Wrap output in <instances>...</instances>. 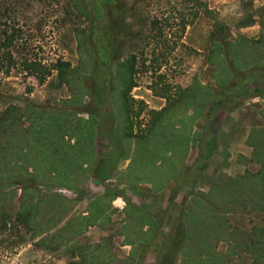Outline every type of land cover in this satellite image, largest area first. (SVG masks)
<instances>
[{
    "label": "rangeland",
    "instance_id": "374dc122",
    "mask_svg": "<svg viewBox=\"0 0 264 264\" xmlns=\"http://www.w3.org/2000/svg\"><path fill=\"white\" fill-rule=\"evenodd\" d=\"M115 1L117 14L111 16L108 31L118 34L120 30L126 38L111 46L107 56L104 50L95 55L92 47L99 44L105 23L99 10L107 9L112 0H0V38H12L8 48L12 62L6 56L2 59L0 50V116H7L0 129V264H74L78 258L71 257V243L66 241L71 235L62 231L51 240L45 234L61 218L53 230L73 216L76 226L78 216H85L90 207L97 219L76 240L100 243L103 264H129L130 257L139 255L132 253L135 245L150 239L151 230L147 233L146 225L126 214L122 198L113 197L122 192L130 198L134 194L153 216L154 212L164 214L157 223L163 226V236L172 234L180 213L184 214L179 221L180 228L184 226L182 243L172 249L166 264H253L244 243L252 226L264 222V212L250 208L244 185H237L234 194L231 184L246 172L261 169L260 163L251 160L253 146L248 137L252 130L264 129V100L246 92L264 88V78L232 93L229 102L215 103L221 97L218 69L208 63L215 24L196 12L201 1L207 4L210 15L223 24L224 41L239 35L248 38L251 47L240 51L248 63L254 53L264 60V0ZM250 16L254 24L238 26ZM183 22L188 24L181 31ZM131 54L136 57V86L129 92L130 106L139 113L132 117V134L144 138L128 135L121 104L120 64ZM26 58L48 69L58 60L69 62L70 83H60L54 69L44 81L28 75L21 65ZM96 65L110 69L113 88H107L106 103L100 107L92 104L87 91L89 73ZM164 84L171 94L175 86L193 88L197 99H182L167 111L160 122V136L147 134L148 112L166 104L151 88L159 91ZM63 111H69L66 121L71 125L65 136L64 127L56 126L63 124ZM92 122L91 147L79 127ZM48 123L56 125L46 127ZM255 137L257 143L258 139L264 142V131ZM122 152L125 156L120 158ZM156 153L164 156L159 167L150 161ZM27 173L35 177L36 190H24L21 180ZM248 182L252 185V178ZM161 183L167 189L159 196L167 204L157 199L154 204L155 184ZM22 199L37 203L35 231L15 220ZM208 200L214 208H209ZM165 214L173 219L166 222ZM128 241L132 243L124 246ZM152 261L147 254L146 264Z\"/></svg>",
    "mask_w": 264,
    "mask_h": 264
},
{
    "label": "trees",
    "instance_id": "16d2710c",
    "mask_svg": "<svg viewBox=\"0 0 264 264\" xmlns=\"http://www.w3.org/2000/svg\"><path fill=\"white\" fill-rule=\"evenodd\" d=\"M116 1L112 0V2L108 3L107 9L104 8L102 10H99V15L97 16L98 18L102 19L104 18V25L101 28V32L98 37V45L96 47H92V52L96 55L101 52V50H104L105 54L108 56V54L111 53L110 48L111 46L117 44L119 40L123 37V39L126 38L125 32H121L120 30L118 31V34H114L112 32L108 31L107 24L111 20V16L116 12L117 10L115 9L116 7ZM123 11V7L118 8V16L120 13ZM211 9L207 6L206 3L200 2L199 3V8L197 9L196 13H203L210 18L214 20V30L212 32V49L210 50V54L208 56V63L211 65L216 66L218 69V76L219 78L217 79L218 86L220 88V98L215 101L217 104H223L226 102H229L230 95L232 93H240L242 91V88L249 84L250 82L254 81L256 78H264V60L261 59L258 54L254 53V56L251 57L248 63L245 62V59H243L242 51L241 49L245 47H251L250 40L243 35H239L238 38L234 41H224L222 39L221 33L223 30V24L218 21V19L215 16H211ZM156 21L157 19H154L151 21V27L155 28L156 26ZM256 21L255 19L250 16L248 18H244L238 22L239 27H246L254 24ZM261 23V22H260ZM186 24L188 22H183L181 24V31L185 29ZM92 33V32H91ZM163 36V35H160ZM12 44V38L10 36H4L3 38H0V50H2V59L6 56L9 61L12 62V56L11 52L8 49L9 46ZM6 53V54H5ZM135 55L131 54L127 58H125L122 63L120 64V69L122 73V89H121V104L122 108L125 112L126 119L128 122V135L129 136H134V137H146L144 135L139 136L137 134H132V117H138L139 113H134L132 111V108L130 106V101L132 98L129 96L130 90L136 86V82L134 80V74H135ZM22 69L26 71L28 75H34L39 81H44L52 72V70L57 71V79L60 83L64 84H69L70 83V76L72 74V69L67 61H61L58 60L52 68L48 69L45 68L43 64L38 62L37 60L33 59H24L21 61ZM160 67V64H157L156 69ZM89 79L91 81V84L89 86L88 95L92 99V104L93 105H100L106 103L107 100V88L111 91L113 90L112 88V79L110 76V69L108 67H102L99 65L92 66V69L89 73ZM164 88H161L159 91L156 90L155 88H151L152 91L155 93V95L161 96L165 98L166 104L163 108L160 110H150L148 114H150V119H149V129L147 130V134H152V135H161L159 132V128L161 123V120L163 119L164 115L166 114L167 111L174 109L178 102L182 99H185L186 101L192 100L194 98L195 100L197 99V90L195 92L193 91V88L186 87L182 88L180 86H175V92L174 93H169L171 91V88L169 85L164 84ZM87 88V87H86ZM246 92V91H245ZM256 93L260 98L264 100V88H257V89H248L246 94L256 95L253 94ZM210 99L212 98L213 95H208ZM204 100L200 98V103ZM264 109V108H263ZM69 111H63L64 116L62 123L63 124H55V123H48L46 127H51L53 128L54 124L57 127H64L62 130V134L65 136L68 133V130L71 128L70 124H67L68 120V114ZM86 113H89L92 117H94V113L92 111H88ZM264 114V112H262ZM59 116H56L57 119ZM197 116H194L191 118L193 121L196 119ZM91 119V117H90ZM94 119V118H92ZM7 121V116L5 113L0 116V129L3 125H5ZM91 122V121H90ZM192 122V121H191ZM59 125V126H58ZM81 129L80 133H85V141L92 147V141H93V136H94V131L95 128L93 126V122L90 124L83 125L79 127ZM1 131V130H0ZM189 131V130H188ZM259 131H264V129L259 130ZM257 130H252L249 134L248 141L249 143L253 146V155L251 160L255 161L257 163L261 164V169L256 172V173H249L246 172L245 177H238L236 180L233 182L235 185L233 186L234 188L232 189V192L237 190V185L238 186H243L244 188L246 187V195L247 198L250 200V208L255 209V210H260L261 212H264V158L260 157L261 152L263 151L264 148V142H261L260 139H258V143L256 142V137L255 135L259 132ZM259 138V137H257ZM89 140V141H88ZM35 142L34 140H32ZM187 138L185 139V145L187 146ZM54 149V148H53ZM92 150V148H91ZM125 154V152H123ZM123 154V155H124ZM156 153L155 155L152 156L150 161L154 162V165L158 167L159 165L162 164V160L164 159V156H159V154ZM121 154H119L120 156ZM145 159L147 160L148 155H145ZM264 156V155H263ZM5 159V157H2ZM63 159V158H62ZM6 161V160H5ZM157 162L159 165H156ZM170 165V166H169ZM171 165V159L167 166L169 169L172 167ZM25 171H28V167L24 168ZM176 175L178 173L175 172ZM22 176H18V178H21ZM167 178V177H166ZM252 178V185H249L248 180ZM22 179V178H21ZM245 180V183H244ZM243 181V182H241ZM247 181V183H246ZM21 184L25 189H30V190H36L35 185H36V179L34 176L31 174L27 173L24 178L21 180ZM247 184V185H246ZM248 187V188H247ZM54 195V194H53ZM118 194H114L113 197H115ZM205 195V194H204ZM207 197V195H205ZM67 202H69V199H65ZM125 204L127 208H130L132 212H127V209L125 210L126 214L129 216L135 217L138 221H140V225H147L148 228H146L147 233L151 230H153V226L155 225V222L152 220L150 215L146 213L144 210L141 208H138L136 205L132 204L129 199L124 197ZM32 204L30 202L25 201L24 199L21 200V205L19 209L16 211L15 215V220L20 221L24 224L25 227H31L30 229L32 231H35L37 229L38 225L37 223L34 222V215H35V210H36V205ZM208 204H210L209 208L212 207L214 208V204H211V200H208ZM92 204H90L91 206ZM100 212H102V207L99 209ZM94 209L91 207L86 211V215H79L78 216V221L77 225L73 226V220L75 219L74 216L68 218L67 221L64 222V225L62 228H55L54 230L52 229L53 227L57 226L58 221L62 222V219H59L55 222V225L51 228L47 229L46 236L51 240H54L55 238L60 237L59 232H64L67 231V235H71L66 241L67 244L71 243V257L72 258H78L77 261L73 262L74 264H103L102 260V254L100 252L101 249V244L100 243H95V244H89V243H81L80 241L76 240V236L81 235L84 233V230L88 228L90 225H92L95 220L97 219V214H93ZM131 213V214H130ZM194 219V218H192ZM31 222L33 223L32 226ZM187 228V227H186ZM150 229V230H149ZM189 230V227H188ZM186 234H188L187 229L185 230ZM149 236L152 235V232L148 233ZM44 241V238L40 239V242ZM150 239L146 238V240H141L138 245V247H141V243H146L149 244ZM66 243V242H65ZM136 249L132 250V253L134 254L135 251L136 253H139L138 256L134 254V256L129 258V264H143L144 257L146 254V251H139V248L137 245H135ZM91 248H93V252H91ZM244 249L247 251L252 259L253 264H261L264 262V222L260 224L253 225L249 234H248V239L244 243ZM171 256V250L168 251V253L164 254L162 257L161 261H158L157 264H166L167 261H169Z\"/></svg>",
    "mask_w": 264,
    "mask_h": 264
},
{
    "label": "crops",
    "instance_id": "0c3cea01",
    "mask_svg": "<svg viewBox=\"0 0 264 264\" xmlns=\"http://www.w3.org/2000/svg\"><path fill=\"white\" fill-rule=\"evenodd\" d=\"M123 154L124 153L122 152L121 155H120V158L125 156V154L124 155ZM156 165H159V163L157 162ZM161 165H159V166H161ZM170 183H172V181ZM170 183H168V184H170ZM148 185H149V187H151L150 184H148ZM155 186H157V187H155V190H156L155 194L158 195V196L156 198H153V200L157 199V203H159V204H167V202L164 200V198L162 196H159L161 193L166 191L167 186L163 187L164 186L163 183H161L159 185L155 184ZM124 197L129 199L132 204L136 205L138 208H141L146 213H148L150 215V217L152 218V220L155 222V225L153 226V230L151 231L152 235L150 237L149 244L141 243V244H144V245H141V247H138L139 248L138 252H140V250L141 251H146L143 264H146V255L147 254H151L153 256V261L150 262V264H157L158 261L162 260V257H163L164 254L168 253V251H170V250H171V253H172V249L173 248H178V246H180V244L182 243L181 238L183 236L182 231H184L183 230L184 226L181 224V228H180L179 221H183V219L185 218L184 214L180 213V215H179L180 219H179L178 222L175 223V225H177V227H174V230H173L172 234L170 236L169 235L168 236H165V235L163 236V232H162L163 226L162 227H158L157 223H158V220L161 221L163 219L164 214H160V213L154 212L155 214L153 216L152 212H150V209L143 204L144 202L136 200V197L134 196V194L130 198V197L126 196L125 194H123V192H122L121 194H118V198H122V200L124 202L123 204H124L125 207H126V204H125V201H124ZM155 203L156 202L154 200V204ZM122 209H123V207H122ZM165 215H166L165 216L166 217L165 218L166 222H169L171 219H173V218L170 217V214H165ZM131 217L132 216H130V218ZM180 230H181V233H180ZM131 243H132V241H130V242L128 241V243H124L123 245L124 246H129Z\"/></svg>",
    "mask_w": 264,
    "mask_h": 264
}]
</instances>
